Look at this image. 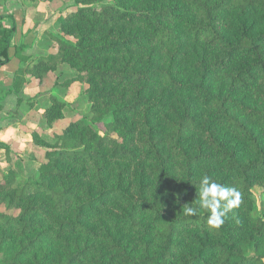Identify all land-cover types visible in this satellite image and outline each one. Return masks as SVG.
I'll return each mask as SVG.
<instances>
[{
	"label": "trees",
	"instance_id": "trees-1",
	"mask_svg": "<svg viewBox=\"0 0 264 264\" xmlns=\"http://www.w3.org/2000/svg\"><path fill=\"white\" fill-rule=\"evenodd\" d=\"M74 5L60 19L72 39L19 68L14 92L60 59L86 74L91 118L54 143L34 137L46 149L37 181L17 187L0 170V264H264V0ZM15 30L0 40V73ZM51 101L49 125L68 107ZM204 175L241 194L219 229L204 210L183 215Z\"/></svg>",
	"mask_w": 264,
	"mask_h": 264
},
{
	"label": "rangeland",
	"instance_id": "rangeland-1",
	"mask_svg": "<svg viewBox=\"0 0 264 264\" xmlns=\"http://www.w3.org/2000/svg\"><path fill=\"white\" fill-rule=\"evenodd\" d=\"M42 1L47 3L48 8H46L45 4L40 1H36L34 7L36 10L45 11L47 9V11L49 10L56 13V21L53 22V24L55 23V26L53 28H49V30L41 35V43L46 44L48 48L44 53L39 52L40 56H35L36 54H23V51H20V57L23 61L21 68L23 69H29L35 65L40 58L57 56L61 49V41H68L72 39L62 32L60 19L67 17L69 14L78 10V7L74 5V0ZM99 2H96V6L99 5ZM44 11L41 15L44 14ZM2 29L3 20L2 26H0V32ZM1 39L3 38H0V40ZM33 56L35 57L33 58ZM25 73V84L20 92L26 89V97H28V99H25L26 102L23 104L22 100L19 102L17 108L18 110L12 111L8 115L6 114L8 116L6 120H8V122H11L10 118L13 119V122L17 120L19 127L28 134L32 150L31 152L29 150L27 155L20 157L18 156V149L12 148L13 144H4L0 142V151L5 150L8 158V160H3L2 165H0L4 167V172L13 171L16 174L17 187H22L29 181H37L39 179L38 168L45 161L44 153L46 149L38 146L34 137L39 136L45 141L54 143L53 141L56 134L65 129L72 121H76L77 119L84 118L86 116L91 118L92 107L86 95V91L89 87L86 80V74H83L81 79H73L71 75L75 74L76 70L68 63H63L60 59H58L57 70L50 71L42 80L35 78L28 72ZM15 78L16 75L14 79ZM14 91L15 88L13 83L10 88L4 84H0V96L11 94ZM52 96L65 101L68 104V107L64 110V118L61 121L56 124L49 125L47 118L45 117V113L52 105ZM0 114L1 117L5 115L3 109L0 110ZM111 121V118H107L105 123H109ZM98 131L102 135L107 132L103 126H98ZM3 157L5 156H2V158ZM0 169L2 168L0 167ZM2 178V172H0V181ZM254 193L256 211L261 212L264 210V189L257 186L254 189Z\"/></svg>",
	"mask_w": 264,
	"mask_h": 264
},
{
	"label": "crops",
	"instance_id": "crops-1",
	"mask_svg": "<svg viewBox=\"0 0 264 264\" xmlns=\"http://www.w3.org/2000/svg\"><path fill=\"white\" fill-rule=\"evenodd\" d=\"M36 1H40L45 4L46 8H48L47 3H44L42 0H0V16H3V29L0 32V38H6L10 30H12L13 27L16 28L11 40L10 55L12 61L8 66L4 67L0 73V84H4L9 88L13 83L15 72L23 65L20 51H23V54H36L35 56H40L39 52L44 53L48 48L46 44L41 43V35L49 30V28L55 26V23L53 24V22L56 21V13L49 10L47 11V9L45 11L36 10L34 7ZM43 11L44 14L41 15ZM17 47L19 49L17 50V54H15ZM21 47L23 49H21ZM35 56H33V58ZM26 93L27 90L25 89L20 93L13 92L8 95L0 96V105L5 113L0 119V142L4 144H13L12 148L18 149V156L20 157L27 155L29 150L31 152V141L28 134L19 127L17 120L13 122V119L10 118L11 122H8L6 119L10 112L18 110L17 108L21 100L22 104L26 102L25 99H28ZM2 156L5 157L2 158ZM5 159L8 160L7 153L5 150H1V165L2 161ZM1 165L0 167L2 169L0 170L3 171L4 167Z\"/></svg>",
	"mask_w": 264,
	"mask_h": 264
},
{
	"label": "clouds",
	"instance_id": "clouds-1",
	"mask_svg": "<svg viewBox=\"0 0 264 264\" xmlns=\"http://www.w3.org/2000/svg\"><path fill=\"white\" fill-rule=\"evenodd\" d=\"M241 202V194L234 186L213 181L207 175L201 177L198 188L197 207L186 204L183 206V215L196 216L200 210L208 215L207 225L209 229H219L224 224L226 215L238 208Z\"/></svg>",
	"mask_w": 264,
	"mask_h": 264
}]
</instances>
